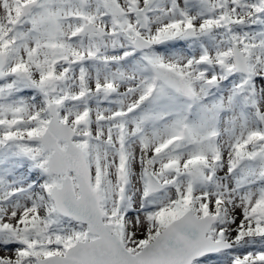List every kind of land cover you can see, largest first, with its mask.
Wrapping results in <instances>:
<instances>
[{"label":"snow or ice","instance_id":"snow-or-ice-1","mask_svg":"<svg viewBox=\"0 0 264 264\" xmlns=\"http://www.w3.org/2000/svg\"><path fill=\"white\" fill-rule=\"evenodd\" d=\"M0 264H264V0H0Z\"/></svg>","mask_w":264,"mask_h":264}]
</instances>
